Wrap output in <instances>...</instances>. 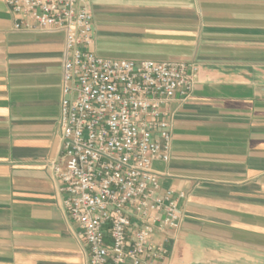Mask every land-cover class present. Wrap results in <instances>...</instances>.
<instances>
[{"label": "crops", "instance_id": "obj_1", "mask_svg": "<svg viewBox=\"0 0 264 264\" xmlns=\"http://www.w3.org/2000/svg\"><path fill=\"white\" fill-rule=\"evenodd\" d=\"M91 5L98 55L199 65L190 97L169 105L170 159L153 164L181 212L156 237L169 261L264 264V0ZM13 24L0 0V264H88L52 172L65 38Z\"/></svg>", "mask_w": 264, "mask_h": 264}, {"label": "built area", "instance_id": "obj_2", "mask_svg": "<svg viewBox=\"0 0 264 264\" xmlns=\"http://www.w3.org/2000/svg\"><path fill=\"white\" fill-rule=\"evenodd\" d=\"M6 3L15 30L65 38L52 172L62 206L89 246L88 264H172L167 241L156 237L179 230L181 212L153 164L170 159L169 105L190 97L199 65L98 55L91 0Z\"/></svg>", "mask_w": 264, "mask_h": 264}]
</instances>
